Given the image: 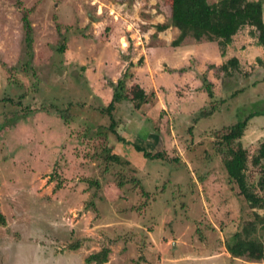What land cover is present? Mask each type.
<instances>
[{
	"label": "rangeland",
	"instance_id": "374dc122",
	"mask_svg": "<svg viewBox=\"0 0 264 264\" xmlns=\"http://www.w3.org/2000/svg\"><path fill=\"white\" fill-rule=\"evenodd\" d=\"M170 23V0H0V264H87L103 248L105 264H264L226 251L242 228L256 227L252 238L264 245L253 223L264 208L251 209L230 181L221 145L254 116L240 142L247 184L260 194L264 160L252 157L264 143V49L246 26L225 49L187 37L176 54H151L159 35L177 38ZM144 57L186 76L158 83L156 98L134 76ZM230 59L227 75L220 68ZM125 72L127 99L113 116L128 144L101 128L109 122L98 112ZM135 87L147 96L139 110Z\"/></svg>",
	"mask_w": 264,
	"mask_h": 264
},
{
	"label": "trees",
	"instance_id": "16d2710c",
	"mask_svg": "<svg viewBox=\"0 0 264 264\" xmlns=\"http://www.w3.org/2000/svg\"><path fill=\"white\" fill-rule=\"evenodd\" d=\"M263 4L264 0H219L214 4H209L207 0H170V26L176 28L179 32L177 38L171 42V46L178 47L185 38L191 37L197 42L201 40L217 42L222 49H225L231 43L232 37L239 30L248 26L254 29L251 32L252 35L255 32L257 33V45L264 49ZM22 21L29 35L31 28L26 14L22 17ZM158 28L163 31L165 26H159ZM24 41L28 45L30 38L26 37ZM64 50V44L57 48L59 53H63ZM234 64L235 60L230 59L220 69L228 75ZM128 77L125 72L115 83H109V87L112 89L111 101L107 106L98 107L99 114L107 116L109 122L107 126H101V128L116 135V140L123 144L128 143L116 134L117 121L113 116V112L116 110L117 104L127 99L125 96V79ZM205 89L208 97L212 98L211 86L206 84ZM4 101L6 102L8 99ZM131 101L137 102L134 108L139 110L147 103V96L141 89L135 87L132 91ZM215 107L213 106V110L216 109ZM200 115L206 116L210 113L203 112ZM252 117L254 116L249 115L242 121L232 125L229 132L221 137V145L225 147L222 161L228 178L236 184L249 207L251 209H262L264 208V170L257 180V188L260 192L258 194L252 191L247 184L245 172L249 156L240 142ZM129 145L133 147L135 152L141 153L145 159L156 160L162 158L160 153L153 154L138 145ZM104 151L107 152L106 161L120 163L119 156L111 154L108 149ZM262 160H264V143L260 145L256 154L252 157V162L256 166ZM253 223L255 226L258 225L259 228H264V216L254 212ZM4 224V218L0 215V225ZM255 232L256 227L253 230L242 228L239 232L233 234L225 245L228 254L233 258H246L253 262L261 261L264 257V245L259 239L252 238ZM79 248L80 243L68 247L72 251ZM108 254L109 249L103 248L100 252L90 255L85 261L87 264H105Z\"/></svg>",
	"mask_w": 264,
	"mask_h": 264
},
{
	"label": "crops",
	"instance_id": "0c3cea01",
	"mask_svg": "<svg viewBox=\"0 0 264 264\" xmlns=\"http://www.w3.org/2000/svg\"><path fill=\"white\" fill-rule=\"evenodd\" d=\"M162 37H163V40H162ZM172 41H174V40H169V42H167V41H165V36H163V34L159 35L158 41H157L158 43H156L154 46L149 48L148 51L153 55L157 53L158 56L161 55V53L163 55L164 51H168V52L171 51V53L176 54L177 51L180 49V46L182 45L184 40L181 42V44L178 47H172L171 46ZM212 43L213 42H208L207 44H204L206 46V47H204V49H206L207 47L209 48L210 44H212ZM142 52H144V49H142ZM160 60L161 59H159V57H155L153 62H152V65H149V59H147V57H144V62L146 64L142 65V67H136L135 68L136 72L134 74V76L136 78H139L140 80L144 79L143 81L146 80V81H148V83H152L153 89H151L150 91H152L156 95L155 96L156 98H159L158 93H157V84L158 83H161V82L165 83L166 81L170 80L171 77H174V79L178 77V79L181 80L182 77L184 78L186 76V74L179 72L178 68L173 67V66L170 67L166 62H160ZM150 63H151V61H150ZM161 64L163 65L164 69L161 72L154 71L155 67H157L158 65H161ZM151 68H153V71L151 70ZM180 75L182 77H179ZM159 92H162V91H159Z\"/></svg>",
	"mask_w": 264,
	"mask_h": 264
},
{
	"label": "built area",
	"instance_id": "2783aa9c",
	"mask_svg": "<svg viewBox=\"0 0 264 264\" xmlns=\"http://www.w3.org/2000/svg\"><path fill=\"white\" fill-rule=\"evenodd\" d=\"M100 1V0H99ZM127 43V42H126Z\"/></svg>",
	"mask_w": 264,
	"mask_h": 264
}]
</instances>
